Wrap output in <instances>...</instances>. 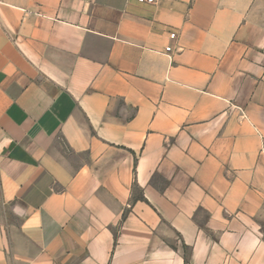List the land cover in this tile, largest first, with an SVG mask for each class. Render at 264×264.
<instances>
[{
	"label": "crops",
	"instance_id": "crops-1",
	"mask_svg": "<svg viewBox=\"0 0 264 264\" xmlns=\"http://www.w3.org/2000/svg\"><path fill=\"white\" fill-rule=\"evenodd\" d=\"M0 264H264V0H0Z\"/></svg>",
	"mask_w": 264,
	"mask_h": 264
},
{
	"label": "built area",
	"instance_id": "built-area-1",
	"mask_svg": "<svg viewBox=\"0 0 264 264\" xmlns=\"http://www.w3.org/2000/svg\"><path fill=\"white\" fill-rule=\"evenodd\" d=\"M139 2H142V3H147V4H155L158 0H138ZM170 38L171 39H176L177 38V34L176 33H172L170 35ZM172 49V47H167L166 48V51L167 52H170Z\"/></svg>",
	"mask_w": 264,
	"mask_h": 264
}]
</instances>
